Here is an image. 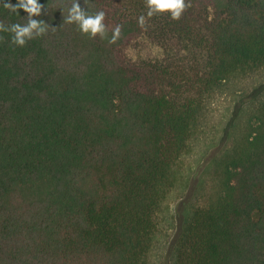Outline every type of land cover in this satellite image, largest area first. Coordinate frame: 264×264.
<instances>
[{
  "label": "trees",
  "instance_id": "trees-1",
  "mask_svg": "<svg viewBox=\"0 0 264 264\" xmlns=\"http://www.w3.org/2000/svg\"><path fill=\"white\" fill-rule=\"evenodd\" d=\"M39 2L43 35L20 46L0 31V264H148L206 95L264 66V0H186L179 19L79 0L105 12L107 36L122 25L115 43L65 23L72 0ZM19 14L0 7L5 25ZM254 101L164 264H264V84Z\"/></svg>",
  "mask_w": 264,
  "mask_h": 264
},
{
  "label": "rangeland",
  "instance_id": "rangeland-1",
  "mask_svg": "<svg viewBox=\"0 0 264 264\" xmlns=\"http://www.w3.org/2000/svg\"><path fill=\"white\" fill-rule=\"evenodd\" d=\"M262 84L264 66L237 74L206 95L188 150L176 165L178 181L158 213V232L148 264H164L182 213L207 204L219 189L218 163L246 134L249 118L258 105L247 100Z\"/></svg>",
  "mask_w": 264,
  "mask_h": 264
},
{
  "label": "clouds",
  "instance_id": "clouds-1",
  "mask_svg": "<svg viewBox=\"0 0 264 264\" xmlns=\"http://www.w3.org/2000/svg\"><path fill=\"white\" fill-rule=\"evenodd\" d=\"M89 0H84L87 4ZM147 16L152 17L156 13L169 12L172 19H179L187 7L186 0H146ZM0 7L8 9L10 12L19 14V10L23 9L27 13V23L21 24L14 22L10 25H5L0 21V31L10 32L11 39L14 44L23 46L28 39L34 36L43 35L48 28V23L43 19H34V16H39L42 12V5L39 0H17L16 3H11L10 0H0ZM103 10L92 13L88 8L81 7L79 0H72L71 7L67 9V15H64L65 23H75L82 33L95 37L99 34L102 38H107L109 43H115L120 35L122 25H116L111 36H107L106 25L103 23L105 19ZM138 23L141 27L145 24V16L142 14L138 18Z\"/></svg>",
  "mask_w": 264,
  "mask_h": 264
}]
</instances>
